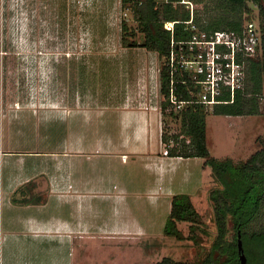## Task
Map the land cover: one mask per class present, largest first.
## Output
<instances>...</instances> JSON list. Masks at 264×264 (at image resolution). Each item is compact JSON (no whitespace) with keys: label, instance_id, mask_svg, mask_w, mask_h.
Listing matches in <instances>:
<instances>
[{"label":"rangeland","instance_id":"rangeland-1","mask_svg":"<svg viewBox=\"0 0 264 264\" xmlns=\"http://www.w3.org/2000/svg\"><path fill=\"white\" fill-rule=\"evenodd\" d=\"M195 3L194 15L199 26L195 25L194 31L218 21L223 22L219 28L239 19L244 25L248 18L258 24L256 4L246 3V8L233 9L223 0ZM123 25L128 40H143L137 21L122 7V0H0V146L2 151L20 152L19 156L5 154L3 160H24L23 167L33 172L34 164L43 160L42 154L28 153L58 150L85 137L87 132L100 131L104 120L93 118L94 113H90L89 119L87 113L77 116L68 112L95 107V102L121 100L128 94L141 96L139 91L148 87L145 78L149 71L141 66L144 59L160 79L166 60L153 51H145L146 56L138 50L140 47L124 48ZM259 56L260 52L255 58ZM261 80L262 77L259 88L252 80L251 62L245 61L240 91L244 92V100H252L245 106L246 111L251 103L256 106L254 115L215 114V105L203 104L206 144L214 159L239 163L258 149L257 139L264 134ZM75 99L77 103H73ZM151 100L157 103L151 107L159 111L164 101L162 95L152 93ZM170 112L160 114L162 132L178 136V143L187 138L181 132L179 119L168 115ZM203 163V159L197 158L177 166L178 172L188 177L184 192L178 194L189 195L203 218L199 230H195L197 238L178 241L163 234L169 202L168 210L160 217V236L143 239V246L150 251L147 253L142 247L132 264H142L147 259L157 264L163 258L199 264L209 253L215 235L209 194L221 185ZM178 228L185 236L192 235L189 224H179Z\"/></svg>","mask_w":264,"mask_h":264},{"label":"crops","instance_id":"crops-1","mask_svg":"<svg viewBox=\"0 0 264 264\" xmlns=\"http://www.w3.org/2000/svg\"><path fill=\"white\" fill-rule=\"evenodd\" d=\"M141 66L149 71L141 96L72 109L104 120L100 131L28 153L42 154L33 172L24 160H3L20 152L0 146V264H132L142 247L150 251L141 241L160 236L162 213L188 184L177 166L197 158L163 155L161 115L150 102L160 79L149 61Z\"/></svg>","mask_w":264,"mask_h":264},{"label":"trees","instance_id":"trees-1","mask_svg":"<svg viewBox=\"0 0 264 264\" xmlns=\"http://www.w3.org/2000/svg\"><path fill=\"white\" fill-rule=\"evenodd\" d=\"M178 0H122V7L129 10L138 23V28L143 40L136 42L128 40L126 26H122L124 32L121 43L124 48L142 47L158 54L162 59L169 57L170 42L189 41L191 31L185 30L184 24H175L173 35L165 28V22L186 21L189 13L178 5ZM233 7L246 8V3L256 4L258 8V26L261 33V44L257 49L260 52L258 58L250 57L246 61L251 62V74L254 84L260 88L264 85V0H223ZM252 20V19H247ZM223 22H213L199 29L205 32L217 30L236 31L241 27V19L227 22L226 28H219ZM195 24L198 25L195 19ZM199 26V25H198ZM129 36L134 37L135 34ZM169 69L162 66L160 71V92L168 94ZM189 85V84H188ZM190 87V85L188 86ZM176 92L183 100H191L187 85H176ZM243 91L237 90L232 103L230 94L224 93L219 97L220 101L227 102L215 105L213 113L226 116H242L256 114V106L250 104V109L245 106L252 100H244ZM185 106L178 114H168L181 123V132L187 139L178 140V136L162 134V143L169 141L177 146H172L167 151L169 157L201 158L203 167L210 168L214 180L221 185L220 188L211 190L209 194L212 202L211 221L215 227V235L210 243V251L199 264H240L238 240L241 242L242 252L246 257V264H264V134L257 139L258 149L245 161L234 163L227 159L218 161L211 157L205 132V112L203 105L194 102ZM166 103L161 104L162 116L165 113ZM165 123V122H164ZM166 124V123H165ZM188 141V143H187ZM187 143V144H186ZM202 215L194 207L191 197L186 194H177L171 198V207L166 220L163 234L174 237L178 241L197 238L195 230H199L202 223ZM189 224V232L192 235L185 236L178 228L179 224ZM157 264H186L171 258H163Z\"/></svg>","mask_w":264,"mask_h":264},{"label":"built area","instance_id":"built-area-1","mask_svg":"<svg viewBox=\"0 0 264 264\" xmlns=\"http://www.w3.org/2000/svg\"><path fill=\"white\" fill-rule=\"evenodd\" d=\"M174 5L184 7L189 18L186 21L165 22V28L173 35L175 24H184V29L191 31L192 35L189 41L175 42L172 39L170 42L169 57L165 59V66L169 69L168 94H161L166 103L165 112L179 114L186 105L193 103L192 98L201 105L227 103L219 100L224 93L230 94L228 103H232L235 93L243 85L244 62L256 55L261 44L258 24L247 20L236 31H194L195 0H178ZM177 84L187 85L191 100H183L178 95ZM159 112L161 114V107ZM162 145L163 155H167L173 144L169 141L168 145Z\"/></svg>","mask_w":264,"mask_h":264},{"label":"water","instance_id":"water-1","mask_svg":"<svg viewBox=\"0 0 264 264\" xmlns=\"http://www.w3.org/2000/svg\"><path fill=\"white\" fill-rule=\"evenodd\" d=\"M238 251L240 253V264H246V257L242 252V246H241V242L238 240Z\"/></svg>","mask_w":264,"mask_h":264}]
</instances>
